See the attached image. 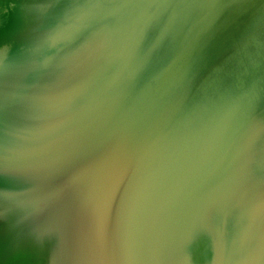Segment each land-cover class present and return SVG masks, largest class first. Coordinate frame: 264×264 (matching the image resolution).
Returning a JSON list of instances; mask_svg holds the SVG:
<instances>
[{"label": "water", "instance_id": "1", "mask_svg": "<svg viewBox=\"0 0 264 264\" xmlns=\"http://www.w3.org/2000/svg\"><path fill=\"white\" fill-rule=\"evenodd\" d=\"M257 251L264 0H0V264Z\"/></svg>", "mask_w": 264, "mask_h": 264}, {"label": "clouds", "instance_id": "2", "mask_svg": "<svg viewBox=\"0 0 264 264\" xmlns=\"http://www.w3.org/2000/svg\"><path fill=\"white\" fill-rule=\"evenodd\" d=\"M35 200L22 201V203H34ZM251 264H264V251H257L251 257Z\"/></svg>", "mask_w": 264, "mask_h": 264}]
</instances>
